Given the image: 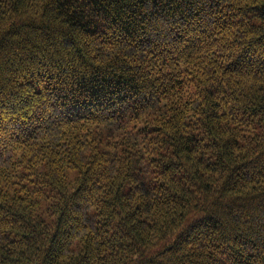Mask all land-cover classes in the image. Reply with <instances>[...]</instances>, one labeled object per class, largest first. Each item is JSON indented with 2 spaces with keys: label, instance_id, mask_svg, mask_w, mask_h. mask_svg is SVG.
<instances>
[{
  "label": "trees",
  "instance_id": "trees-1",
  "mask_svg": "<svg viewBox=\"0 0 264 264\" xmlns=\"http://www.w3.org/2000/svg\"><path fill=\"white\" fill-rule=\"evenodd\" d=\"M0 264H264V0H0Z\"/></svg>",
  "mask_w": 264,
  "mask_h": 264
}]
</instances>
